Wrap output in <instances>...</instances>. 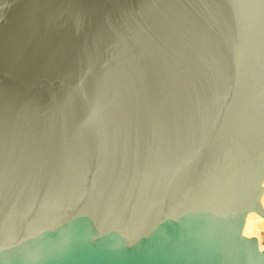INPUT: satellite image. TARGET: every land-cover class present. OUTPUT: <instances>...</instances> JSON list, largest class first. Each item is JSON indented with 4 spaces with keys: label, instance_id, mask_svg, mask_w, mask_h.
I'll return each mask as SVG.
<instances>
[{
    "label": "water",
    "instance_id": "1",
    "mask_svg": "<svg viewBox=\"0 0 264 264\" xmlns=\"http://www.w3.org/2000/svg\"><path fill=\"white\" fill-rule=\"evenodd\" d=\"M264 0H0V264H264Z\"/></svg>",
    "mask_w": 264,
    "mask_h": 264
},
{
    "label": "bare ground",
    "instance_id": "2",
    "mask_svg": "<svg viewBox=\"0 0 264 264\" xmlns=\"http://www.w3.org/2000/svg\"><path fill=\"white\" fill-rule=\"evenodd\" d=\"M264 202V201H263ZM264 229V221L259 217L252 215L248 219L245 232L247 235H255Z\"/></svg>",
    "mask_w": 264,
    "mask_h": 264
},
{
    "label": "rangeland",
    "instance_id": "3",
    "mask_svg": "<svg viewBox=\"0 0 264 264\" xmlns=\"http://www.w3.org/2000/svg\"><path fill=\"white\" fill-rule=\"evenodd\" d=\"M261 236H262V238L264 240V230L261 232Z\"/></svg>",
    "mask_w": 264,
    "mask_h": 264
}]
</instances>
